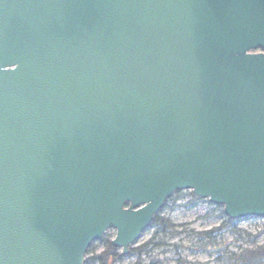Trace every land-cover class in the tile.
<instances>
[{
    "label": "water",
    "instance_id": "obj_1",
    "mask_svg": "<svg viewBox=\"0 0 264 264\" xmlns=\"http://www.w3.org/2000/svg\"><path fill=\"white\" fill-rule=\"evenodd\" d=\"M187 190L264 219V0H0V264L128 256Z\"/></svg>",
    "mask_w": 264,
    "mask_h": 264
},
{
    "label": "rangeland",
    "instance_id": "obj_2",
    "mask_svg": "<svg viewBox=\"0 0 264 264\" xmlns=\"http://www.w3.org/2000/svg\"><path fill=\"white\" fill-rule=\"evenodd\" d=\"M192 194L183 191L160 213L170 221L172 230L162 234L152 226L131 247L139 251L124 256L118 264H229L231 254L264 246V219L247 218L235 227L228 223L223 206ZM116 235L110 230L104 239L113 241ZM103 250V245L97 249L98 253Z\"/></svg>",
    "mask_w": 264,
    "mask_h": 264
},
{
    "label": "trees",
    "instance_id": "obj_3",
    "mask_svg": "<svg viewBox=\"0 0 264 264\" xmlns=\"http://www.w3.org/2000/svg\"><path fill=\"white\" fill-rule=\"evenodd\" d=\"M183 192H177L168 202L175 201L177 196L181 195ZM193 195V194H192ZM194 196V195H193ZM199 199V198H198ZM167 202V203H168ZM167 205V204H166ZM166 207V206H165ZM240 220L228 219V223L233 226H237ZM153 227H158L157 233H168L172 230L171 223L169 220L158 215L154 222ZM207 237H211V233H208ZM100 245H103L104 250L98 253L97 249ZM139 251L136 248L131 250L132 254H136ZM125 257L122 255L121 250L113 246L112 241H107L102 239L99 242H94L88 252L86 257V264H118L122 262ZM229 264H264V246H259L254 249H242L239 254H231L228 259Z\"/></svg>",
    "mask_w": 264,
    "mask_h": 264
}]
</instances>
